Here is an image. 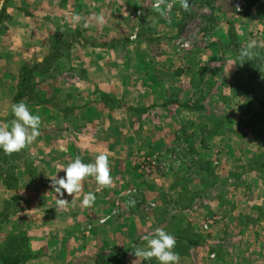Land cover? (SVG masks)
<instances>
[{"label":"crops","instance_id":"0c3cea01","mask_svg":"<svg viewBox=\"0 0 264 264\" xmlns=\"http://www.w3.org/2000/svg\"><path fill=\"white\" fill-rule=\"evenodd\" d=\"M140 1H0V125L14 119L12 91L20 68L41 64V51L54 40L52 67L37 78L40 92L54 81L49 97L40 103L23 101L41 117L39 136L22 152L27 159L28 151L33 161L15 165V182L9 188V165L0 163V249L7 247L8 237L27 234L33 257L24 264H79L78 255L100 251L112 240L131 244L139 239L138 216L127 208L134 193L146 186H140L132 161L155 147L174 145L179 129L197 119L195 85L200 74L197 63L182 54L187 53L179 34L182 13L166 7L161 16L151 6L142 10ZM252 11L255 19L262 17L260 4ZM254 21L238 28L250 34L246 29ZM224 26L219 29L226 31ZM62 38L66 49L60 51ZM239 133L235 129L212 141L210 159L221 179L242 173L243 156L264 152L263 141ZM100 153L109 157L111 185L100 188L93 177H86L81 192L63 197L55 193L50 178L65 176L59 165L77 157L94 163ZM173 181L168 180V190L179 192V187L172 189ZM89 192L95 201L84 206ZM56 198L68 202L61 207ZM13 203L16 210L4 219V208ZM113 205L120 207V214L107 213ZM110 223L116 224L115 231L107 230ZM215 237L180 255V264H264L261 232L224 230Z\"/></svg>","mask_w":264,"mask_h":264},{"label":"rangeland","instance_id":"374dc122","mask_svg":"<svg viewBox=\"0 0 264 264\" xmlns=\"http://www.w3.org/2000/svg\"><path fill=\"white\" fill-rule=\"evenodd\" d=\"M0 1L10 4V0ZM153 3L154 0L151 3L140 1V8L149 11L150 6L154 8ZM255 3L263 9L262 17L259 15L256 19L252 15ZM169 5V9L182 13L179 34L187 45L184 47L187 53L182 54L189 55L197 63L200 74L195 85L197 119L179 129L174 145L155 147L150 155L142 154L132 161L133 168L138 169L140 186H146L134 193L131 207L127 208L138 216L139 239L131 244L112 240L100 251L78 255L76 261L79 264H143L135 257L134 246L145 244L142 238L153 235L157 228L174 236V251L179 255L195 249L189 247L188 242H197V247H202L208 245V240L216 239L217 232L224 230L261 232L264 246V152L243 156L239 169L242 173H233L225 179L220 178L217 166L210 159V147L216 137L212 138L211 134L226 137L239 129L241 136L264 143V120L260 116L252 117L264 112V0H189L188 11L180 7L179 0H165L161 7ZM249 21H254V27L246 29L251 32L246 34L238 26ZM222 25L226 31L219 29ZM224 34V40L220 39ZM143 36L148 38L145 31ZM60 41L58 50L63 51L66 38ZM251 41L257 45L254 55L251 60L242 59L240 51ZM40 55L41 64H25L34 78L29 87L37 93L30 101L36 103L49 97L50 89L54 87L53 81L47 87L49 92H40L37 80L52 67L54 40ZM48 64L50 69L45 73ZM19 75L20 71L18 78ZM214 79L215 85L212 84ZM17 85L12 91L13 102L19 90ZM22 101L30 102L28 98ZM23 151H20L19 159L18 153L9 154L10 163L22 165L26 160L29 165L33 160L28 151L24 153L27 155L24 159ZM171 177L174 179L172 189L179 187V192L168 190ZM258 177L261 180L258 181ZM7 207L1 214L4 219L16 210L14 203ZM217 207L224 211L215 210ZM118 210L120 207L113 205L107 208V213L117 214ZM106 225L107 230L115 231L116 224ZM250 236L253 241V235ZM27 239L29 242L28 235ZM258 239L257 236L254 241ZM144 264L157 262L153 259Z\"/></svg>","mask_w":264,"mask_h":264},{"label":"clouds","instance_id":"9594fccd","mask_svg":"<svg viewBox=\"0 0 264 264\" xmlns=\"http://www.w3.org/2000/svg\"><path fill=\"white\" fill-rule=\"evenodd\" d=\"M165 0H154L153 7L161 16L166 14L167 8L162 9ZM180 7L184 11L189 10V0H179ZM170 8V5L168 6ZM97 22L102 23L103 18L96 17ZM87 26V25H86ZM257 47L255 41L249 42L241 51L242 59L251 60L254 55V49ZM11 113L14 119L10 123L0 125V151L5 154L18 153L28 145H31L39 136L41 126V117L38 114H32L29 107L23 101L11 104ZM63 170L64 177L57 179L51 177V183L55 193L63 197L65 193L73 195L82 190V181L86 177H93L100 188L112 184L110 176V162L106 153H100L95 157L94 163H83L81 158L77 157L66 166L59 165L58 171ZM57 171V172H58ZM58 206L67 204V200L56 198ZM95 201V194L89 192L84 195L82 204L91 206ZM143 245L134 246V255L141 262H150L153 259L157 264H180L181 257L174 251L176 240L174 236L164 229L157 228L153 235H145Z\"/></svg>","mask_w":264,"mask_h":264},{"label":"trees","instance_id":"16d2710c","mask_svg":"<svg viewBox=\"0 0 264 264\" xmlns=\"http://www.w3.org/2000/svg\"><path fill=\"white\" fill-rule=\"evenodd\" d=\"M49 64L45 73L49 71ZM44 73V74H45ZM32 71H30L26 65H23L20 70V75L18 78V85L17 88L19 89L14 96V102L18 103L21 102L24 98H28L30 101L31 99L36 98V89L33 90L29 87L31 81L34 78H31ZM247 79H249V74L247 75ZM261 83V82H260ZM16 88V89H17ZM29 90V91H27ZM21 99V100H20ZM40 103V101H37ZM262 106V104H261ZM264 108V106H262ZM262 117L264 120V112L260 114H254L252 117ZM262 121V120H261ZM263 122V121H262ZM183 130V128H182ZM181 131V130H180ZM182 133V131H181ZM216 133V132H215ZM212 138L217 137L218 134H211ZM210 135V136H211ZM9 156L5 154L3 151H0V163L4 165H9L8 167V174L6 175V186L9 188L12 183L15 182L14 174L12 173L13 170L16 168L15 165L10 163ZM189 247H197L199 244L194 241H190L187 243ZM187 251L181 253L180 255H185ZM33 256L29 253V242L27 239V234L22 233L17 236H10L7 240V247L5 249H0V264H24L26 261L30 260Z\"/></svg>","mask_w":264,"mask_h":264}]
</instances>
